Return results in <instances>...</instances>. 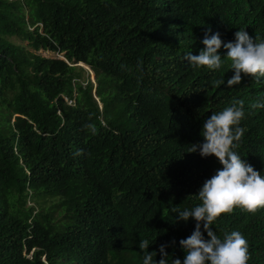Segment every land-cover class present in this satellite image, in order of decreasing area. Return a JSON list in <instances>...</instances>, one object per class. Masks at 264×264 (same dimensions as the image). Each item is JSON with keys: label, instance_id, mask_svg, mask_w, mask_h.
Listing matches in <instances>:
<instances>
[{"label": "trees", "instance_id": "trees-1", "mask_svg": "<svg viewBox=\"0 0 264 264\" xmlns=\"http://www.w3.org/2000/svg\"><path fill=\"white\" fill-rule=\"evenodd\" d=\"M209 28L264 41V0H0V264H143V239L157 264L161 245L183 264L196 221L178 212L222 168L187 151L234 101L237 152L264 175V77L229 88L223 45L220 69L190 66ZM212 227L239 231L248 264H264V209Z\"/></svg>", "mask_w": 264, "mask_h": 264}, {"label": "clouds", "instance_id": "clouds-1", "mask_svg": "<svg viewBox=\"0 0 264 264\" xmlns=\"http://www.w3.org/2000/svg\"><path fill=\"white\" fill-rule=\"evenodd\" d=\"M209 33L211 28L205 32L202 40L205 47L198 55H193L192 52L185 54L184 59L190 66L217 70L226 58L231 62V70H234L232 78L227 80L229 88L241 83V73L256 79L264 77V41L259 37L253 39L245 29L236 31L235 41L228 43L220 39L218 32L211 35ZM222 45L227 49V55L223 59L218 52ZM224 83V79L214 81L217 87ZM252 107L264 108V102L254 103ZM244 115L243 100L234 101L222 111L212 113L203 123L201 135L204 142L192 144L187 151L198 152L204 158L215 156L222 168L205 180L196 194L202 203L191 210L178 212L180 220L186 222L193 218L196 221L193 233L179 241L186 252L183 264H248L251 258L248 242L239 231L225 233L221 238L212 227L222 214H232L237 208L253 215L264 209V175L256 171L237 152L245 133V128L240 126ZM171 211L177 213L176 208ZM204 232L207 233V239ZM149 244L148 239L139 242V248L144 255L143 264H157L153 259L156 252L148 251ZM166 247L160 246L162 258L158 264H168ZM172 264H181V260L175 259Z\"/></svg>", "mask_w": 264, "mask_h": 264}, {"label": "rangeland", "instance_id": "rangeland-1", "mask_svg": "<svg viewBox=\"0 0 264 264\" xmlns=\"http://www.w3.org/2000/svg\"><path fill=\"white\" fill-rule=\"evenodd\" d=\"M12 41L15 43V44H18V45H23V46H26V43H22L16 39H12ZM38 54H40L41 56L43 57H47V58H59V59H62V56L61 55H57V54H52V53H48V52H43V51H39ZM84 75H85V78H88L92 83L93 85H95V81H94V76H93V72H91L89 70V68L85 67L84 66Z\"/></svg>", "mask_w": 264, "mask_h": 264}, {"label": "water", "instance_id": "water-1", "mask_svg": "<svg viewBox=\"0 0 264 264\" xmlns=\"http://www.w3.org/2000/svg\"><path fill=\"white\" fill-rule=\"evenodd\" d=\"M77 66H79V67H83V66H81V64H77Z\"/></svg>", "mask_w": 264, "mask_h": 264}, {"label": "bare ground", "instance_id": "bare-ground-1", "mask_svg": "<svg viewBox=\"0 0 264 264\" xmlns=\"http://www.w3.org/2000/svg\"><path fill=\"white\" fill-rule=\"evenodd\" d=\"M81 66H83V65H81ZM84 67V66H83Z\"/></svg>", "mask_w": 264, "mask_h": 264}]
</instances>
